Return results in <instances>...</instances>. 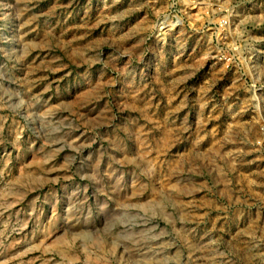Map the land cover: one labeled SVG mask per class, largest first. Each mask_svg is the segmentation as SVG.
Wrapping results in <instances>:
<instances>
[{"label": "rangeland", "instance_id": "374dc122", "mask_svg": "<svg viewBox=\"0 0 264 264\" xmlns=\"http://www.w3.org/2000/svg\"><path fill=\"white\" fill-rule=\"evenodd\" d=\"M0 264H264V0H0Z\"/></svg>", "mask_w": 264, "mask_h": 264}]
</instances>
